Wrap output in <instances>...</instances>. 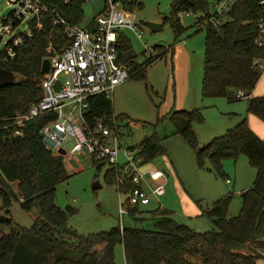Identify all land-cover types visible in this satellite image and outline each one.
<instances>
[{"label": "trees", "instance_id": "16d2710c", "mask_svg": "<svg viewBox=\"0 0 264 264\" xmlns=\"http://www.w3.org/2000/svg\"><path fill=\"white\" fill-rule=\"evenodd\" d=\"M55 7L68 20L80 23L83 0H44ZM123 7L133 8L136 2L115 0ZM173 30L175 40L186 30L177 16L179 10L208 11V0H174ZM261 14L259 0H236L228 12V19L218 29H206L203 61L202 95L223 96L229 101L240 99L235 93L242 90L247 101V112L264 122V94L251 95L262 71L264 45L255 43L258 28L254 25ZM170 22V18L165 17ZM172 25V19H171ZM93 19L86 27L93 28ZM200 29V28H198ZM177 41V40H176ZM70 42L61 26L52 23L45 14L37 28L24 39L14 58L0 63L19 76L13 83L0 87V198L4 213L0 215V264H116L115 246L122 244L125 264H195L190 256H199L200 264H257L264 251V139L260 138L242 117L233 127L208 142V147L198 150L199 142L193 123L203 122L200 107L190 110L172 108L163 117L174 125L173 133L184 138L196 150L203 164L208 156L212 168L220 171L221 161L244 154L255 168L252 185L240 192L241 205L235 215L228 216L232 194L214 200L206 215L213 227L198 231L178 222L166 208L142 210L141 206L127 203L128 215L139 222L147 219L151 227L120 224L107 231L81 234L67 225L74 211L70 206L60 208L55 202L56 184L69 177L64 156L54 152L44 142L39 129L56 117L48 112L28 121L20 135L12 134L9 116L27 111L29 105L41 95L40 78L42 62L54 53L61 52ZM177 43V42H176ZM155 46L153 53L143 63L133 59L123 61L126 39L120 33L118 61L129 67V78L145 79L147 65L173 53L174 45ZM51 44L54 50L47 51ZM256 60L258 62H256ZM86 120L92 126L97 120L121 119L112 109L111 98L96 94L88 99ZM136 146L145 162L163 152L154 136L141 139ZM95 162V161H94ZM109 181L116 184L114 168L106 170ZM226 177L225 179H227ZM16 183L14 191L10 183ZM132 183L127 180L118 186L126 194ZM127 196V195H126ZM127 200V198H126ZM14 202L37 216L28 228L11 227L9 208ZM146 212L149 216H144Z\"/></svg>", "mask_w": 264, "mask_h": 264}, {"label": "rangeland", "instance_id": "374dc122", "mask_svg": "<svg viewBox=\"0 0 264 264\" xmlns=\"http://www.w3.org/2000/svg\"><path fill=\"white\" fill-rule=\"evenodd\" d=\"M208 1L211 5L215 0ZM135 2L136 5L129 10L134 13L137 31L124 29L122 35L135 54L137 63L141 64L150 57L157 45L168 47L176 42H183L189 51L190 87L187 100L181 107L190 110L194 106L200 107L202 110L203 122H195L192 126L199 146L233 127L239 121L240 116L245 115L246 99L229 101L223 96L206 97L202 95L206 29L197 28L201 12L183 9L177 11L176 17L181 25L186 27V30L179 33L176 41L173 30L175 20L174 17L170 18L174 0H135ZM104 6L105 0H83L80 24L86 26V22L93 19ZM12 8L9 0H0V18L6 16ZM125 8L127 7L125 6ZM167 16L170 18V22L172 19V25L166 20ZM146 21L159 23L161 28L154 31L145 24ZM7 38L8 35L3 39ZM3 47L4 42H1L0 50ZM167 57L166 55L147 65L145 79L128 78L114 87L110 96L112 109L114 114L122 115V120L119 119V121L126 125L127 134L121 137V142L123 145H136L141 139L154 136L162 146L163 152L149 161L152 166L165 170L168 175L170 174V179H173L174 174L179 184L181 183L184 187V192L188 191L195 197L197 201L194 199V202L202 212L208 210V206H211L214 200L231 193L232 199L228 207V216L235 215L241 205L240 192L252 185L256 170L249 163L247 157L240 154L235 159H222L220 171L216 172L212 168L213 165L208 156H203V164L198 162L196 150L181 135L173 133L175 127L169 118L163 117L158 121V117L166 114L162 112L164 101L169 93L171 75L173 76L175 73L172 64L168 65ZM175 66L177 67V63ZM177 72L176 78L178 77ZM61 77L67 82L71 81L68 74L63 73ZM17 79L19 76L14 73V80ZM263 80L264 77L258 83L257 91L264 90ZM179 85V80H176L177 99L181 96L178 91ZM73 143L74 138L70 135H67L62 142V147L66 150V154L63 155L64 164L70 175L56 184L55 202L62 209L67 206L74 209L68 216L67 225L77 232L86 235L107 231L120 223L119 206L121 203H126V194H120L118 186L113 181H109L106 176L108 164L94 162L89 156L70 155L69 151ZM52 150L56 152L54 149ZM120 160H123L121 152ZM226 177L230 178V184L225 182ZM94 183H98L99 186L94 188ZM10 186L16 191L15 182H11ZM186 192L185 194H187ZM153 204L152 202L141 206L140 209L146 211ZM1 207L2 200L0 198V215L4 213ZM181 209L182 207L178 203H174L172 208L170 207L172 216L178 222L185 223L198 231H207L213 227L211 220L205 214L201 213L195 218L183 217L179 214ZM9 213L12 223L10 226H3L5 231H9L11 227L28 228L37 216L35 210L27 211L20 206L19 202L12 204ZM143 215L149 216L146 212ZM122 222L125 226L151 227L149 220L144 219L137 222L128 214L123 215ZM114 252L115 263L125 264L122 244H117ZM190 258L195 264H200L199 256L192 254ZM257 264H264V251L263 257L257 259Z\"/></svg>", "mask_w": 264, "mask_h": 264}, {"label": "built area", "instance_id": "2783aa9c", "mask_svg": "<svg viewBox=\"0 0 264 264\" xmlns=\"http://www.w3.org/2000/svg\"><path fill=\"white\" fill-rule=\"evenodd\" d=\"M9 1L13 8L0 18V43L4 42L0 63L16 56L24 39L39 26L45 14H50L52 23L61 26L70 39L61 52L49 56L48 71L40 78V97L29 105L27 111L9 116L12 134L20 135L28 121L53 112L56 117L39 129L48 147L57 152L65 137L70 135L74 138L70 155L89 156L95 162L108 164L117 173V186L124 185L127 180L132 183L126 193V203L119 206L121 228L122 217L128 213L127 203L145 206L155 201L159 208H163L160 198L165 193V170L145 162L140 154L141 147L122 144L121 137L127 134L126 125L118 119L109 122L99 119L90 126L85 116L91 96L104 94L110 98L114 87L129 78V67L118 61L117 46L122 30L137 31L133 11L115 0H105L104 8L93 17L94 24L90 29L71 22L44 0ZM69 1L64 0L65 3ZM134 1L128 0L129 3ZM235 1L215 0L203 17L200 16L197 28L218 29L228 19ZM259 5L261 14L253 23L258 28L255 43L261 46L264 45V0H259ZM6 35L8 38L4 40ZM52 50L54 48L49 44L47 51ZM63 73L70 75V82L62 79ZM235 96L246 97L242 90H238ZM225 182L230 184L231 180L227 178Z\"/></svg>", "mask_w": 264, "mask_h": 264}, {"label": "crops", "instance_id": "0c3cea01", "mask_svg": "<svg viewBox=\"0 0 264 264\" xmlns=\"http://www.w3.org/2000/svg\"><path fill=\"white\" fill-rule=\"evenodd\" d=\"M92 20V19H91ZM90 20V21H91ZM90 21H87L86 24H88ZM85 25V24H82ZM123 32V31H122ZM120 32V33H122ZM167 59H168V65L174 67L175 73L173 76L171 75L170 80V88L169 93L167 95V99L164 101V108L162 112L167 113L172 108L180 109L182 105L185 104L187 100V96L189 94V75H188V69L190 64V54L189 51L186 49L185 44L183 42L179 43L177 42L174 45L173 53L170 52L167 53ZM175 61V64H174ZM177 63V67L175 66ZM264 61H262V64ZM178 68V72H177ZM262 69V68H261ZM264 71V70H263ZM261 71V75L257 81V85L252 90L251 95H258L263 94L264 90H258V83L261 81L262 77H264V72ZM176 72L178 74V77L176 78ZM263 72V73H262ZM176 80H179L180 85L178 91L181 93V96L177 99V88H176ZM264 83V80H263ZM193 108H195L193 106ZM246 109H247V102H246ZM242 117H246L247 122L250 126V128L262 139H264V122H262L259 118H257L255 115L248 113L247 110L245 112V115L240 116L238 120H240ZM204 140V139H202ZM204 142V141H201ZM166 172V171H165ZM170 175V174H169ZM168 173L166 172V185H165V193L161 196V202L163 205V208L169 209L172 208L174 203H178L182 209L179 213L183 217L188 218H195L197 216L201 215L202 210L198 205L195 204L194 199L192 195L186 192H184V187L179 184V181L173 174V179H170ZM172 176V175H171ZM228 179H230L228 177ZM223 196V195H222ZM195 201H197L195 199ZM154 203L153 206L148 207L147 210H153L158 208L157 203L155 201H151L149 204ZM212 204V203H211ZM148 205V204H147ZM211 206H208L210 208ZM172 211V210H171Z\"/></svg>", "mask_w": 264, "mask_h": 264}, {"label": "water", "instance_id": "95a60500", "mask_svg": "<svg viewBox=\"0 0 264 264\" xmlns=\"http://www.w3.org/2000/svg\"><path fill=\"white\" fill-rule=\"evenodd\" d=\"M145 24L154 31L159 30L161 28V24H159V23L146 21ZM133 56H134V54H133L132 50L130 49L129 45H125V52H124V56H123V61L131 60V59H133ZM48 68H49V59L45 58L42 62V66H41L42 73H46L48 71ZM13 82H14V73L7 68H1L0 69V87L6 86V85L11 84ZM208 145H209L208 142L204 143L198 147V150L201 151V150L207 148ZM57 153L64 155L66 153V150L63 147H60L57 149ZM97 186H99V184L94 183L93 187L96 188Z\"/></svg>", "mask_w": 264, "mask_h": 264}]
</instances>
